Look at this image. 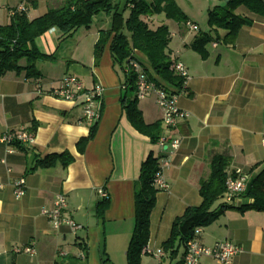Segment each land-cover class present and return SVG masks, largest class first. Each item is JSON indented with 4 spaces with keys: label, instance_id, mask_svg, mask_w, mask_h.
Masks as SVG:
<instances>
[{
    "label": "crops",
    "instance_id": "1",
    "mask_svg": "<svg viewBox=\"0 0 264 264\" xmlns=\"http://www.w3.org/2000/svg\"><path fill=\"white\" fill-rule=\"evenodd\" d=\"M21 1L0 0V25L9 22ZM63 1L23 2L28 18L34 19ZM213 1L214 6L217 1ZM195 3L186 17L200 30L197 21L202 23L213 6ZM236 12L252 23L240 28L230 43H209L206 59L189 48L197 31L166 19L164 14L143 17L150 28L167 25L168 52L177 54L190 74L177 98L178 107L189 116L165 131L170 138L179 139L176 149L160 148L129 122L124 103L136 97L135 90L123 87L124 68L114 63L109 43L95 60L99 30L109 27V16L100 14L89 27H78L70 34L52 28L35 39L36 48L49 56L35 62L40 76L26 78L24 73L8 72L0 77V136L23 127L35 132L31 148L0 142V264H127L134 195L141 164L149 155L168 160L162 172L168 189L156 193L146 243L164 255L141 253V264H182L184 245L171 258L162 243L169 237L174 219L201 203L200 182L210 173L211 158L226 155L229 172L240 169L249 176L250 170L255 173L264 166V23L244 7ZM224 33L219 31L221 36ZM134 57L164 84L143 53L135 51ZM66 75L76 76L87 89L96 84L104 89L101 117L81 152L78 141L88 136L92 125L82 120L79 103L49 92ZM155 100L154 93L138 100L147 124L161 121ZM63 153L72 157L67 165L58 159L50 167L37 166L39 160ZM20 178L25 180V193L16 198L13 183ZM100 190L108 194V206L102 216H97ZM57 194L65 195L66 213L82 227L75 234L67 226L53 229L41 213L42 208L52 206ZM250 203L251 199L242 196L237 205L229 206L232 208L216 221L202 227L199 243L211 246L227 240L242 249L230 264H264V212L238 209ZM217 207L216 201L212 209ZM28 245L33 246V254L15 251ZM198 264L221 263L203 256Z\"/></svg>",
    "mask_w": 264,
    "mask_h": 264
},
{
    "label": "trees",
    "instance_id": "2",
    "mask_svg": "<svg viewBox=\"0 0 264 264\" xmlns=\"http://www.w3.org/2000/svg\"><path fill=\"white\" fill-rule=\"evenodd\" d=\"M217 4L208 10V31H198L191 41L189 48L202 59H206V46L213 41L230 43L240 28L252 23L246 16L238 14L236 10L244 7L248 12L260 17L264 23V0H216ZM128 15L125 16V11ZM106 14L110 18L109 27L99 30V37L94 46V57L97 61L103 48L109 43V50L115 64L123 68L134 52L143 53L150 69L166 85L181 88V79L170 70L168 45L170 32L165 24L150 28L143 17L164 14L165 18L178 24L185 23L187 17L177 7L174 0H64L57 8H51L43 15L29 19L24 12L11 15L7 24L0 25V77L8 72L24 73L26 78H38L39 71L35 62L45 60L49 56L41 53L34 41L52 28L64 34H70L78 27H89L94 18ZM219 31L225 33L221 36ZM135 58V57H134ZM24 60L25 65H20ZM147 71V69H146ZM150 79L155 80L150 74ZM125 84L135 90V76L125 74ZM156 81V80H155ZM157 84H160L156 81ZM135 97L124 103L126 116L131 125L141 134L149 137L152 143H157L163 132L160 120L145 123L142 112L137 106ZM92 125L86 138L78 141V151H83L87 141L96 130ZM34 128V126H32ZM33 130V129H31ZM34 131V130H33ZM58 159L62 165L72 161L67 154H53L37 162L39 167H50ZM230 159L226 155L216 154L210 160V173L201 180L199 194L201 203L185 209L183 214L176 217L171 225L170 235L162 243V249L169 257L174 258L178 249L193 237L195 228L207 227L216 221L226 209L227 205H219L212 209L219 196L225 191ZM259 163L255 165L258 167ZM159 170V160L149 155L141 164L140 176L134 195V226L126 249L127 264H141V250L148 242L150 213L155 205V196L159 191L152 184L155 173ZM243 193L244 198L251 199V203L239 207V211L255 210L264 212V166L252 173ZM108 206V199H102L97 204V216H102Z\"/></svg>",
    "mask_w": 264,
    "mask_h": 264
},
{
    "label": "built area",
    "instance_id": "3",
    "mask_svg": "<svg viewBox=\"0 0 264 264\" xmlns=\"http://www.w3.org/2000/svg\"><path fill=\"white\" fill-rule=\"evenodd\" d=\"M22 0L17 8L11 12L14 15L17 12L26 10ZM184 25L191 31L198 32V26L190 21ZM170 70L181 79V88L176 89L166 84H157L155 80L150 79V71L142 65L136 58H129L124 67L125 74L135 76V94L138 100L144 99L149 93H154L155 101L161 112V123L165 131H171L176 128L179 122L188 118L189 113L180 109L177 104L179 93L186 88L190 79V74L185 65L178 59L177 54H169ZM147 69V71H146ZM52 95L79 103L82 107V120L94 125L102 113V98L104 89L101 85L96 84L92 88H85L83 83L74 75L64 76L59 85L49 91ZM162 133L157 141V145L162 149H176L179 145V139L169 137L165 132ZM35 141V132L29 128L23 127L18 130H8L0 136V142L5 145L19 144L26 148H31ZM168 167V160H159V170L155 173L152 184L160 190L168 189L162 172ZM249 175L240 169L228 172L225 182V191L217 199L218 205L233 206L241 200L246 190V184ZM13 193L16 198H20L25 193V180L20 178L13 183ZM101 199H108V194L100 190ZM67 201L63 194H57L50 208H42L41 213L51 223L53 229H59L61 226H67L74 234L80 230L81 225L77 224L66 213ZM202 227L195 228L193 237L184 244V254L182 264H198L199 259L203 256L211 257L221 264H230L232 258L240 253L242 249L233 243L224 240L217 241L211 246H205L199 243L198 236ZM16 252L33 254L35 252L32 245L16 248ZM143 255L162 257L164 255L161 249L152 250L148 244L142 247Z\"/></svg>",
    "mask_w": 264,
    "mask_h": 264
},
{
    "label": "rangeland",
    "instance_id": "4",
    "mask_svg": "<svg viewBox=\"0 0 264 264\" xmlns=\"http://www.w3.org/2000/svg\"><path fill=\"white\" fill-rule=\"evenodd\" d=\"M177 7L184 13L185 16H189V13L193 10L195 4L197 6V3L195 2H202L203 4H207L206 2H208V5L210 4V6H213L214 2L213 0L209 1V0H174ZM210 2V3H209ZM128 10L126 11V14H128ZM207 20H208V16H205V18H203V22L200 23L199 21H197V23L200 26V31H208L209 26L207 24Z\"/></svg>",
    "mask_w": 264,
    "mask_h": 264
}]
</instances>
